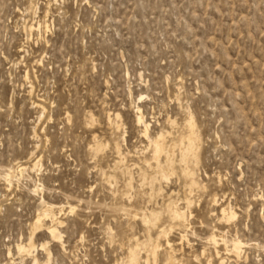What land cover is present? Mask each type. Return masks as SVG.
<instances>
[{"label": "rangeland", "instance_id": "1", "mask_svg": "<svg viewBox=\"0 0 264 264\" xmlns=\"http://www.w3.org/2000/svg\"><path fill=\"white\" fill-rule=\"evenodd\" d=\"M138 106L174 143L169 179ZM42 199L61 241L33 232ZM221 257L264 264V0H0V264Z\"/></svg>", "mask_w": 264, "mask_h": 264}, {"label": "bare ground", "instance_id": "2", "mask_svg": "<svg viewBox=\"0 0 264 264\" xmlns=\"http://www.w3.org/2000/svg\"><path fill=\"white\" fill-rule=\"evenodd\" d=\"M40 103V102H39ZM36 104H38L36 102ZM40 105V104H38ZM42 108V107H41ZM45 109V108H44ZM111 113V112H110ZM110 113L108 114L109 117H110ZM189 113V112H188ZM119 114V113H118ZM90 116V115H89ZM112 116V115H111ZM117 116H120V115H117ZM193 116V115H192ZM114 117V116H113ZM112 117V118H113ZM109 119V118H108ZM94 120V119H93ZM188 120V118L186 119ZM185 120V121H186ZM93 122V121H92ZM110 123V120L108 121ZM113 122V121H112ZM116 122V121H115ZM174 121H172L173 123ZM94 123V122H93ZM137 123L138 125H140L142 127V133L144 135V137L147 138L148 140V143H147V151L149 152L150 156L152 159H154L158 164H162V160L164 162L167 163V167L163 168L162 169V176L165 178V179H169L170 178V174H172V160H173V156H174V143H171L169 144V133H165L163 131L161 132H158V133H151L150 131V122H148L147 120H145V116H144V113L142 112L140 106L137 107ZM186 123H188V130L186 132V135H184L192 144L196 145L197 143H200V135L198 134L197 130H196V123L194 122V120H191L189 119V122L187 121ZM112 124V123H111ZM110 125V124H109ZM108 125V126H109ZM119 126V125H118ZM117 126V127H118ZM120 128V127H119ZM166 130V129H164ZM115 131V130H114ZM180 132V131H179ZM182 134V133H181ZM180 134V135H181ZM114 135V133H113ZM179 137V136H177ZM96 139V138H95ZM173 139V138H172ZM97 140V139H96ZM116 140V139H115ZM176 140V139H175ZM117 141V140H116ZM115 141V142H116ZM98 143V142H97ZM96 144V143H95ZM101 144V143H100ZM120 144V143H119ZM178 144V142H177ZM119 146V145H118ZM199 146V145H198ZM197 146V147H198ZM120 147V146H119ZM118 147V148H119ZM116 150V149H115ZM185 150V149H184ZM99 152V151H98ZM119 152V151H118ZM125 154V153H124ZM95 155V154H94ZM122 156V155H121ZM150 156H147V157H150ZM126 157V156H125ZM187 157V156H186ZM196 158V156H195ZM199 158V157H198ZM197 159V158H196ZM118 160V159H117ZM122 160V159H121ZM125 160V159H124ZM143 160V159H142ZM126 161V160H125ZM146 161H148V159H146ZM153 161V160H152ZM39 162V161H38ZM124 162V161H123ZM149 162V161H148ZM151 162V161H150ZM187 162V161H186ZM136 163V162H135ZM36 165V164H34ZM133 166V165H132ZM138 166V165H137ZM153 166V165H152ZM189 166V165H188ZM118 167V166H117ZM134 167V166H133ZM20 171L21 173H23L24 171H26V165L23 166L21 165L20 167ZM34 168V167H33ZM142 169V168H141ZM188 170V169H187ZM132 175V174H131ZM11 172L7 174V179L9 180V182L11 183ZM188 176V175H187ZM192 176V181L194 182V184H199L198 181H196L195 177H194V174L192 173L191 174ZM199 177V176H198ZM147 179V178H146ZM143 180H144V177H143ZM142 180V181H143ZM145 181V180H144ZM148 181V180H147ZM149 182V181H148ZM131 183V182H130ZM143 183V182H142ZM151 183V182H150ZM149 183V184H150ZM189 185V184H188ZM193 185V184H192ZM155 187V186H154ZM192 187V186H191ZM196 187V186H194ZM152 188H153V185H152ZM151 188V189H152ZM193 188V187H192ZM189 199V198H187ZM189 201V200H188ZM190 202V201H189ZM42 203L44 205V208L42 211L39 212L37 218H36V221L34 222V228H33V232L35 230H37L38 228L42 227V226H46V229H47V232L49 233V235L55 239V240H58V241H61L62 240V237H63V234L62 232L60 231L59 227L62 225V221L61 219H59L58 217V214H56L52 208L46 203V201L44 199H42ZM191 204V203H190ZM171 205V204H169ZM177 205V204H176ZM172 206V205H171ZM176 207V206H175ZM184 207V206H183ZM190 207V206H189ZM185 209V208H184ZM188 209V208H187ZM183 209H180L178 207L172 209V212H173V215L175 216L174 218H177L179 220H184V218L186 217V213L185 211H182ZM186 210V209H185ZM60 211H63V209L61 208ZM146 212V211H145ZM190 212V211H189ZM147 213V212H146ZM152 213V212H150ZM156 213V212H154ZM170 213V212H169ZM149 214V213H148ZM147 214V215H148ZM143 215H144V212H143ZM142 215V217H143ZM152 215V214H151ZM190 215V213H189ZM222 215L223 217H227L228 219H232L236 216V213L233 212L229 207H224L222 208ZM150 216V215H149ZM172 217V216H171ZM188 217V216H187ZM145 218V217H144ZM158 220V217L156 218ZM46 220H50L49 223H46L44 221ZM146 220V219H144ZM148 220V219H147ZM151 221L154 222V218L152 217ZM148 222H150L148 220ZM146 223V222H145ZM186 223V222H184ZM148 224V223H147ZM152 224V222H151ZM154 224V223H153ZM152 224V225H153ZM178 224V223H177ZM183 224V223H182ZM171 229V228H170ZM160 234V233H159ZM158 236V235H157ZM184 237V236H183ZM168 239V238H167ZM166 239V240H167ZM33 233L30 237V241L29 243L27 244H18L17 245V248L19 250L20 253H29L31 254L32 252H34L36 250V247L35 244H34V241H33ZM135 240V239H134ZM213 240L216 241L217 243V240L215 237H213ZM158 241V240H157ZM172 242V241H171ZM171 245V243H169ZM168 244V245H169ZM134 245V244H133ZM136 245V244H135ZM160 245V244H158ZM174 245V243H173ZM137 246V245H136ZM155 246V245H153ZM138 247V246H137ZM145 247V246H144ZM156 247V246H155ZM161 247V246H159ZM41 248L43 249H47L48 250V254L50 255L51 252L50 250L47 248V245L46 244H42L41 245ZM146 248V247H145ZM241 248H242V243L239 241V240H236L233 245H229L228 246V251H233L235 252L236 254H239L240 251H241ZM131 249V248H130ZM170 249V248H169ZM137 250V249H136ZM132 251V250H131ZM135 251V249H134ZM218 251V253H220L219 250H216ZM172 252V251H171ZM131 253V252H129ZM137 253V252H136ZM135 253V254H136ZM155 255H157L158 253V250L157 248L155 249V251L153 252ZM167 253V252H166ZM175 253V251H174ZM9 254H12L11 250L9 249ZM140 254V252H139ZM168 255V254H167ZM173 255V254H172ZM175 256V255H173ZM131 257V256H130ZM129 257V258H130ZM157 257V256H156ZM220 257V256H219ZM134 258V257H133ZM167 258H169L167 256ZM222 258V257H221ZM172 259V258H171ZM175 259V258H173ZM129 260H131L132 262V259L130 258ZM155 260V259H154ZM176 260V259H175ZM174 261V260H173ZM130 262V263H131ZM168 262V261H166ZM157 263V262H156ZM169 263V262H168ZM220 264H225V258H222L220 261H219ZM133 264V263H132Z\"/></svg>", "mask_w": 264, "mask_h": 264}]
</instances>
